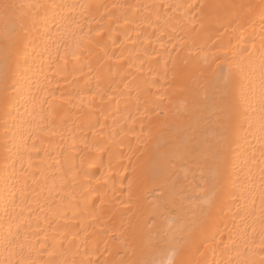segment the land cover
Wrapping results in <instances>:
<instances>
[{"label": "bare ground", "instance_id": "bare-ground-1", "mask_svg": "<svg viewBox=\"0 0 264 264\" xmlns=\"http://www.w3.org/2000/svg\"><path fill=\"white\" fill-rule=\"evenodd\" d=\"M0 264H264V0H0Z\"/></svg>", "mask_w": 264, "mask_h": 264}, {"label": "snow or ice", "instance_id": "snow-or-ice-1", "mask_svg": "<svg viewBox=\"0 0 264 264\" xmlns=\"http://www.w3.org/2000/svg\"><path fill=\"white\" fill-rule=\"evenodd\" d=\"M2 7H3V9L5 10V14H7L8 13V10H10V9H16L18 6L17 5H15V4H11V3H4L3 5H2Z\"/></svg>", "mask_w": 264, "mask_h": 264}]
</instances>
